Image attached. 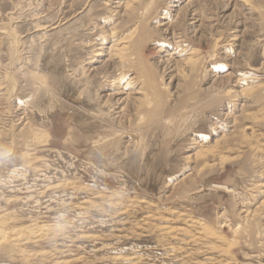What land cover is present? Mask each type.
<instances>
[{
    "label": "rangeland",
    "instance_id": "374dc122",
    "mask_svg": "<svg viewBox=\"0 0 264 264\" xmlns=\"http://www.w3.org/2000/svg\"><path fill=\"white\" fill-rule=\"evenodd\" d=\"M110 1L0 0V264H264V0Z\"/></svg>",
    "mask_w": 264,
    "mask_h": 264
},
{
    "label": "bare ground",
    "instance_id": "6f19581e",
    "mask_svg": "<svg viewBox=\"0 0 264 264\" xmlns=\"http://www.w3.org/2000/svg\"><path fill=\"white\" fill-rule=\"evenodd\" d=\"M105 1H106V0H105ZM115 1H117V0H115ZM110 2L113 3V4L115 5V8H117V9H119V10H120V8H121L122 11H123V8H124L125 5H122L123 3H121V1H119L118 3H116V2H114V0H111ZM232 2H233V1H232ZM174 7H175V6H174ZM115 8H114V9H115ZM134 8H135V7H134ZM137 8H138V7H137ZM119 12H120V11H119ZM126 13H127V12H126ZM255 14H256V13H255ZM120 16H121V15H120ZM195 17H196V15H195V14H192L191 20L196 21V18H195ZM216 17H217V16H216ZM129 19H131V18H129ZM116 20H117V19H116ZM217 24H218V23H217ZM166 25H167V24H166ZM192 25H193V24H192ZM196 25H197V24H196ZM193 27H194V25H193ZM195 27H196V26H195ZM195 27H194V28H195ZM205 27H206V26H205ZM165 28H166V27H165ZM206 28H207V27H206ZM196 29H197V28H196ZM2 31H4V30H2ZM2 31H0V32H2ZM247 33H248V32H247ZM2 34H3V33H2ZM6 34L8 35V37H12V35H11L10 32L6 31ZM4 35H5V34H4ZM7 35H6V36H7ZM104 39H105V38H104ZM233 40H234V39H233ZM235 40H236V39H235ZM119 43H120V42H119ZM96 44H97V43H96ZM98 44H99V43H98ZM101 46H102V45H101ZM121 47H122V46H121ZM96 48H97V47H96ZM117 48H118V47H117ZM176 48H177V47H176ZM11 50H12V49H11ZM101 50H102V49H101ZM110 50H111V49H110ZM110 50H109V52H110ZM98 51H99V50H98ZM115 52H116V51H115ZM115 52H114V53H115ZM123 52H126V51H123ZM96 53H97V52H96ZM100 54H104V53H100V52H99V53L97 54V56H99ZM113 55H114V54H113ZM113 55H112V56H113ZM112 56L109 55V57H111V59H113ZM114 56H115V55H114ZM100 57H101V56H100ZM122 57L126 59V60L124 59L126 62L128 61V59L126 58V55H123ZM114 58H115V57H114ZM115 59H116V58H115ZM108 61H109V60H108ZM109 63H110V62H109ZM127 63H128V62H127ZM120 65H121V64H120ZM113 67H114V66H113ZM117 67H118V66H117ZM111 68H112V67H111ZM118 68H119V67H118ZM118 68H117V69H118ZM123 68H124V67H123ZM114 69H115V68H114ZM114 69H113V70H114ZM119 70H120V69H119ZM117 71H118V70H117ZM124 71H125V70H124ZM119 73H120V72H119ZM114 74H115V73H114ZM115 75H116V74H115ZM117 77H118V76H117ZM124 80H125V79H124ZM124 80H123V81H124ZM123 81H122V83H123ZM120 82H121V81H120ZM256 83H257V82H256ZM115 84H116V83H115ZM120 84H121V83H120ZM131 84H132V83H131ZM117 85H118V84H117ZM115 86H116V85H115ZM250 86H251V85H250ZM118 87L120 88V85H119ZM119 88H118V89H119ZM3 89H4V88H1V85H0V91L3 90ZM118 89H117V90H118ZM123 90H124V89H123ZM132 93H134V94H133V95H131V94L128 95V94H126L125 91H124V92L115 93V94H116L117 96H119V97L117 98V101H121V102H124V101H125V104H127V107H128V105H129L130 103H133V104H134L135 102H137V101L139 100L137 97H134V96L140 94V91L136 90V91H132ZM256 95H257V94H256ZM260 96H261V95H260ZM254 98H255V97H254ZM263 99H264V98H263ZM259 102H260V101H259ZM120 104H121V103H120ZM121 106H122V105H121ZM124 107H125V106H124ZM127 109H128V108H127ZM121 114H122V113H121ZM119 116H120V115H119ZM14 119H15V118H14ZM23 119H24V118H23ZM15 122H17V121H15ZM19 125H20V124H19ZM16 128H17V127H16ZM11 180H12V179H11ZM63 183H64V182H63ZM68 187H69V186H68ZM75 187H77V186H75ZM84 189H85V188H84ZM78 193H79V192H78ZM99 197H101V196H99ZM113 199H114V198H113ZM113 199H112V200H113ZM33 201H34V200H33ZM65 201H66V200H65ZM101 201H102V200H101ZM113 201H114V200H113ZM97 202H98V201H97ZM106 202H107V201H106ZM34 203H35V202H34ZM86 203H87V202H86ZM117 203H118V202H117ZM122 203H123V202H122ZM109 204H110V203H109ZM110 205H112V203H111ZM113 206H114V205H113ZM126 209H127V208H126ZM1 217H2V216H1ZM3 217H4V216H3ZM1 223L3 224L2 221H1ZM2 224H1V225H2ZM37 226H38V225H37ZM37 226H36L35 228H37ZM45 226H46V225H45ZM23 228H24V227H23ZM31 228H32V227H31ZM25 229H27V228H25ZM28 229H29V228H28ZM32 229H33V232H31V231H28V232H31V234H32L33 236H35V237L39 236V237H40V236L42 235V234H41V235L39 234V233H41V231H38V230H36V229H35L36 231H34V228H32ZM32 229H31V230H32ZM238 229H239V228H238ZM39 230H40V228H39ZM53 231H54V229H53ZM5 232H6V231H5ZM21 232H22V231H21ZM23 232H24V230H23ZM19 234H20V233H19ZM19 234H18V235H19ZM5 235H6V234H5ZM21 235H22V234H21ZM32 235H31V236H32ZM43 236H45V235H43ZM83 236H84V235H83ZM2 237H3V236H2ZM8 237H9V236H8ZM15 237H17V234H16ZM22 237H23V236H22ZM22 237H21V238H22ZM26 237H27V235H26ZM41 237H42V236H41ZM41 237H40V238H41ZM57 237H58V236H57ZM9 238H10V237H9ZM12 238H13V236H12ZM28 238H29V236H28ZM17 239H18V238H16V240H17ZM34 239H35V238H34ZM37 239H38V238H37ZM42 239H43V238H42ZM56 239H57V238H56ZM59 239H60V238H59ZM3 240H4V239H3ZM18 240H19V239H18ZM18 240H17V241H18ZM28 240H30V239H28ZM10 241H11V240H10ZM14 241H15V240H14ZM21 241H22V240H21ZM23 241H24V240H23ZM37 243H38V242H37ZM37 243H36V244H37ZM45 252H46V251H45ZM56 252H57V251H56ZM47 253H48V251H47ZM45 255H46V254H45ZM48 255H49V257H50V254H48ZM55 255H56V254H55ZM52 256H53V255H52ZM52 256H51V257H52ZM51 257H50V259H51ZM52 259H53V257H52ZM122 259H123V258H122ZM137 260H138V259H137ZM57 261H58V259H57ZM62 262H63V260H62ZM57 263H58V262H57ZM64 263H66V262H64Z\"/></svg>",
    "mask_w": 264,
    "mask_h": 264
}]
</instances>
